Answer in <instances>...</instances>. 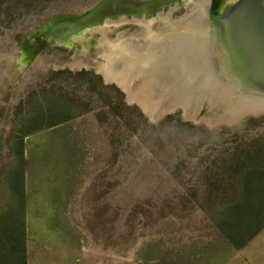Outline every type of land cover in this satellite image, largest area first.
Listing matches in <instances>:
<instances>
[{
  "label": "rangeland",
  "instance_id": "rangeland-1",
  "mask_svg": "<svg viewBox=\"0 0 264 264\" xmlns=\"http://www.w3.org/2000/svg\"><path fill=\"white\" fill-rule=\"evenodd\" d=\"M82 1L0 0V53L15 52L0 55V212L12 182L22 181L28 264H168L175 257L264 264V228L237 249L209 214L235 197L232 169L264 158V114L216 129L183 121L180 112L152 124L113 81L104 82V63L42 70L82 48L104 59L111 41L144 39V28L150 33L165 18L156 27V19L107 23L70 50L49 47L44 34L60 20L45 23V16ZM81 63L89 67L74 64ZM49 107L54 119L43 115ZM30 117L37 128L21 155L19 128Z\"/></svg>",
  "mask_w": 264,
  "mask_h": 264
},
{
  "label": "water",
  "instance_id": "water-1",
  "mask_svg": "<svg viewBox=\"0 0 264 264\" xmlns=\"http://www.w3.org/2000/svg\"><path fill=\"white\" fill-rule=\"evenodd\" d=\"M194 1L198 0H180L175 4L171 2L166 6L165 0H83L71 6L60 7L52 14L46 15L45 23L54 19H59L60 23L52 26L50 34H44L43 38H46L49 47L70 50L77 44H83L90 35L92 37L94 34L101 35L97 32L91 34V31L101 27L109 29L111 23L120 19L131 22L132 20L156 19L153 23L155 27L161 24L158 19L167 15H170L171 20L175 22L181 21L192 12V7L195 8ZM208 1V4L202 8L205 17L202 26L201 57L199 59L204 67L205 75L211 78L213 84L216 83L221 88L219 93L212 94L217 98L221 97V94L227 97L224 104L220 106L221 110L227 109L230 105H238L240 109L233 116L235 118H232V123L228 122L229 120L226 121L227 119L210 123L211 116L204 117V109L198 115L190 117L185 115L181 105L166 108L161 115L151 118L141 104L128 101V93L122 86L116 82L109 83L120 89L125 95L126 101L136 105L152 124H157L164 117L180 112L183 121L187 120L196 124H203L210 129H216L222 124L233 125L248 116L259 117L264 114V0ZM161 6L162 8L159 10ZM182 9L188 10L184 15L175 18L174 14ZM119 13H122L123 16L117 20L115 16ZM128 18L130 19L128 20ZM107 23L111 25L107 26ZM135 24L139 30L141 26ZM32 32H36V27ZM81 50L79 51L80 55L76 52L69 60L70 62L51 61L42 70L47 71L51 68L55 70L71 69L67 64L79 59H82L89 67L71 70L89 69L93 64L99 66L105 62L102 57L97 55L96 48L93 49L92 55L89 51L85 55ZM7 53L13 54L15 52H2L0 55ZM93 57L96 58L95 62ZM55 65L59 68L56 69ZM63 65L65 66L60 67ZM116 66L120 68V64ZM1 67L2 63H0ZM100 75L106 83L103 74L100 73ZM137 86L138 81H133L130 92L134 93ZM240 112L246 114L240 115Z\"/></svg>",
  "mask_w": 264,
  "mask_h": 264
},
{
  "label": "bare ground",
  "instance_id": "bare-ground-1",
  "mask_svg": "<svg viewBox=\"0 0 264 264\" xmlns=\"http://www.w3.org/2000/svg\"><path fill=\"white\" fill-rule=\"evenodd\" d=\"M208 2L194 1L195 8L181 21L175 22L167 15L156 30L149 33L144 28V39L131 37L118 43L111 41L105 62L98 69L106 83L113 81L122 86L128 93V101L141 104L151 118L161 115L166 108L181 105L185 115L190 117L204 109V117L211 116L210 123L225 119L232 123L240 106L230 105L221 110L220 106L227 97L220 93L221 97L217 98L212 94L219 93L221 88L205 75L199 59L205 17L202 8ZM123 21L114 24L119 25ZM138 23L145 24V21ZM147 25L151 29V24ZM74 63L67 66L71 69L86 67L83 63ZM117 64H120V68H117ZM136 80L138 86L131 93L132 82ZM243 114L246 113L240 112V115Z\"/></svg>",
  "mask_w": 264,
  "mask_h": 264
},
{
  "label": "trees",
  "instance_id": "trees-1",
  "mask_svg": "<svg viewBox=\"0 0 264 264\" xmlns=\"http://www.w3.org/2000/svg\"><path fill=\"white\" fill-rule=\"evenodd\" d=\"M55 111L49 107L43 110V115L53 118ZM28 120L29 122L20 126L19 133L22 137L16 141V150L21 155L25 151L24 138L35 133L32 130L37 128L36 117ZM46 127L47 125L39 129H47ZM232 173L238 182L232 184L235 197L227 198L209 214L225 237L237 249H242L264 228V158L245 161L241 166L233 168ZM18 182L22 183L20 180ZM18 182H12L11 202L6 210L0 212V264H28L26 186Z\"/></svg>",
  "mask_w": 264,
  "mask_h": 264
},
{
  "label": "crops",
  "instance_id": "crops-1",
  "mask_svg": "<svg viewBox=\"0 0 264 264\" xmlns=\"http://www.w3.org/2000/svg\"><path fill=\"white\" fill-rule=\"evenodd\" d=\"M28 198H27V206H26V217H27V210H28V206H29V203H28ZM28 242V240H27ZM28 254V253H27ZM190 258H187V259H180V258H173V259H170L168 260V264H200L199 261H194V260H189ZM158 262H155L154 264H157ZM70 264H76V263H70ZM77 264H90L89 262H85V263H77Z\"/></svg>",
  "mask_w": 264,
  "mask_h": 264
}]
</instances>
